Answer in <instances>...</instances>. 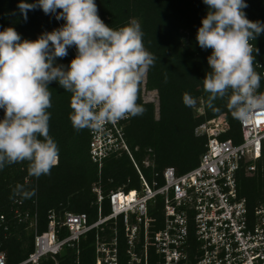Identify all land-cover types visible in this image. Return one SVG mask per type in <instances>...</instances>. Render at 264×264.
Wrapping results in <instances>:
<instances>
[{
    "label": "trees",
    "instance_id": "16d2710c",
    "mask_svg": "<svg viewBox=\"0 0 264 264\" xmlns=\"http://www.w3.org/2000/svg\"><path fill=\"white\" fill-rule=\"evenodd\" d=\"M21 0H0V31L13 27L22 39L36 40L43 32L61 27L65 21L55 15H46L42 9L28 10L27 19L20 12ZM35 3L36 0H26ZM98 15L104 23L114 29L131 21H138L144 33L143 43L155 57V64L147 72V91L159 95V117L156 104L144 102L142 83L139 86L137 103L145 109L142 115L132 117L125 124L126 139L131 145L135 160L141 163L149 157L152 165L142 169L150 183L163 184V172L174 167L179 174L197 166L206 149L207 137L196 135V128L202 123L226 114L230 130L226 138L241 141L240 121L234 119L224 100L215 101L217 111L206 106L207 93L203 91L204 79L210 67L207 57L211 49H201L196 41L197 30L208 8L203 0H94ZM243 9L247 19L264 22V0H245ZM57 11H60L59 9ZM259 54L254 61V70L261 76L259 90L264 89V33L251 41ZM76 55L75 47L68 49V55L57 58L56 64L69 65ZM261 65V66H260ZM52 93L49 134L58 145L59 161L50 175L39 179L29 177L27 163H17L0 170V253H5L8 264H17L35 250L36 233L48 229V215L55 210L58 216L65 211L87 213L89 220L97 217V194L99 186L105 195L112 190L138 189L141 178L126 153H114L105 158L102 166L91 158L89 129L76 131L69 114L71 93L64 91L55 81L49 84ZM184 93L197 99L196 107H187L182 101ZM200 109L203 114H200ZM0 109V119L3 118ZM152 149V152H149ZM135 152V154H134ZM136 155V157H135ZM144 164V162H143ZM157 173V174H156ZM24 184L27 190H35L30 198L15 197L12 189ZM239 192L247 197L253 209L264 197V175L248 177L239 174ZM110 212L109 202H104V213ZM150 215L157 219L155 228L163 222V199L157 197L149 203ZM37 219V222H36ZM191 234H194L191 229ZM59 237L68 235L66 228L59 230ZM97 231L82 236L75 246H68L55 256L41 258L39 264H96ZM159 256L152 251L150 264H157ZM126 247L123 236L120 244V264H126ZM33 264V263H29Z\"/></svg>",
    "mask_w": 264,
    "mask_h": 264
},
{
    "label": "clouds",
    "instance_id": "9594fccd",
    "mask_svg": "<svg viewBox=\"0 0 264 264\" xmlns=\"http://www.w3.org/2000/svg\"><path fill=\"white\" fill-rule=\"evenodd\" d=\"M208 11L197 30L201 49H211L210 70L202 79L207 108L217 111L224 100L234 119L247 122L264 114L261 76L254 70L259 49L251 43L264 33V22L247 19L245 0H203ZM20 12L42 9L65 23L36 40L22 39L13 27L0 31V170L27 163L29 177L50 175L59 149L49 134L52 107L49 84L57 82L71 93L69 119L76 131L102 133L108 123L142 115L139 86L156 57L146 50L138 21L114 29L98 15L94 0H21ZM60 11H57V10ZM75 47L70 64H56ZM187 107L197 99L184 93ZM15 197L30 198L35 190L24 184L12 189Z\"/></svg>",
    "mask_w": 264,
    "mask_h": 264
},
{
    "label": "built area",
    "instance_id": "2783aa9c",
    "mask_svg": "<svg viewBox=\"0 0 264 264\" xmlns=\"http://www.w3.org/2000/svg\"><path fill=\"white\" fill-rule=\"evenodd\" d=\"M262 79L264 82V70ZM146 82L147 74L142 98L154 103L147 97ZM257 92L264 93V89ZM157 104L159 110V95ZM130 119L108 123L102 133L90 131V152L100 166L114 153L126 152L141 178L140 188H119L105 195L94 186L98 205L94 221L87 213L65 211L59 217L50 210L48 229L36 233L34 252L17 264H39L42 257L55 256L65 245L75 246L93 230L97 231L96 264H120L121 236L126 264H150L152 251L159 256L157 264H264V197L251 209L238 183L242 171L248 177L264 175V114L240 121L238 143L225 137L230 130L226 114L199 125L196 135L207 137L199 163L182 174L167 167L163 184L150 183L135 160L125 132ZM143 162L146 167L153 163L149 157ZM157 197L163 199V222L158 229L157 219L149 212V203ZM106 200L108 214L104 213ZM61 228L68 231L67 237H59ZM6 259L5 253H0V264H8Z\"/></svg>",
    "mask_w": 264,
    "mask_h": 264
},
{
    "label": "rangeland",
    "instance_id": "374dc122",
    "mask_svg": "<svg viewBox=\"0 0 264 264\" xmlns=\"http://www.w3.org/2000/svg\"><path fill=\"white\" fill-rule=\"evenodd\" d=\"M147 97H149V98H152L153 99V101H155L154 103L156 104V109H155V112H156V116H157V118L159 117V110H158V104H157V102H158V93H157V91H149V93H147ZM129 144V143H128ZM129 146H131V145H129ZM131 148V147H130ZM132 149V148H131ZM134 154H135V152H134ZM135 157H136V155H135ZM138 160V159H137ZM136 160V161H137ZM138 162V164H139V166L142 168V169H144L145 168V165L143 164V162L141 163L140 161H137ZM125 191H126V189H124Z\"/></svg>",
    "mask_w": 264,
    "mask_h": 264
}]
</instances>
